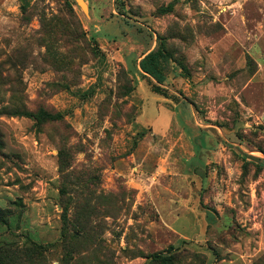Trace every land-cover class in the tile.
<instances>
[{
	"label": "rangeland",
	"instance_id": "374dc122",
	"mask_svg": "<svg viewBox=\"0 0 264 264\" xmlns=\"http://www.w3.org/2000/svg\"><path fill=\"white\" fill-rule=\"evenodd\" d=\"M0 209V264H264V0H0Z\"/></svg>",
	"mask_w": 264,
	"mask_h": 264
},
{
	"label": "trees",
	"instance_id": "16d2710c",
	"mask_svg": "<svg viewBox=\"0 0 264 264\" xmlns=\"http://www.w3.org/2000/svg\"><path fill=\"white\" fill-rule=\"evenodd\" d=\"M168 56L167 53L164 52L163 47H157L154 50L146 53L136 65L138 66L141 75L148 78L149 82H152V79L155 84L150 83L151 91L158 95H165V90L162 89L163 83L165 81V77L159 69V60L162 57ZM181 68V67H180ZM136 69V66H135ZM134 69V70H135ZM6 215L2 209H0V223H4ZM172 247H168L164 253H156L153 254L150 258L152 260H158L162 262H168L172 259L171 253Z\"/></svg>",
	"mask_w": 264,
	"mask_h": 264
},
{
	"label": "crops",
	"instance_id": "0c3cea01",
	"mask_svg": "<svg viewBox=\"0 0 264 264\" xmlns=\"http://www.w3.org/2000/svg\"><path fill=\"white\" fill-rule=\"evenodd\" d=\"M95 20H96V23L98 22V19H96V18H94ZM97 24H92V29H93V31L94 32H97L99 29H98V27L96 26ZM149 52V51H148ZM147 52V53H148ZM144 56V55H143ZM142 56V57H143ZM141 57V58H142ZM141 58H138V60L136 61V63H138L139 62V60L141 59ZM138 74L139 75H141L142 73L140 72V70H139V68H138V66L136 65V69H135V79H139L138 78ZM142 76V75H141ZM150 80H152V79H150ZM163 88H165L164 90L166 91V93H165V95L164 96H162V95H158V94H155V93H153L152 91H151V93L153 94V96H154V99L156 100V102L158 103V101H157V99H160V98H157V97H155V95L156 96H158V97H163L164 98V100L165 101H167V100H172L171 99V97H170V95H168V93H167V88L166 87H163ZM150 90H151V88H150ZM149 90V91H150ZM169 92V91H168ZM162 104H164V103H162ZM161 105V104H160ZM157 109H158V114L156 115V119H154V121H152L150 124L152 125V127L154 128V122H156L157 120H158V117L159 116H163V118L159 121V123L161 124V126H159V130L160 129H162V128H167V127H169V125H170V122L172 121V116H173V118H176L175 116H176V114H178V113H180V111L179 110H176V109H174V111L172 110V109H170V108H166L164 105H163V107H162V105L161 106H157ZM146 120V119H145ZM147 121V120H146ZM157 131H158V129H156Z\"/></svg>",
	"mask_w": 264,
	"mask_h": 264
},
{
	"label": "bare ground",
	"instance_id": "6f19581e",
	"mask_svg": "<svg viewBox=\"0 0 264 264\" xmlns=\"http://www.w3.org/2000/svg\"><path fill=\"white\" fill-rule=\"evenodd\" d=\"M83 6H85V5L83 4Z\"/></svg>",
	"mask_w": 264,
	"mask_h": 264
}]
</instances>
